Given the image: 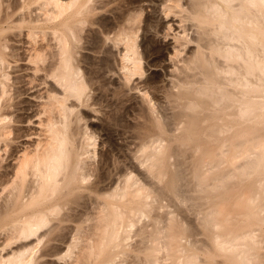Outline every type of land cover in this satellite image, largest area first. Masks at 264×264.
Here are the masks:
<instances>
[{
	"label": "bare ground",
	"instance_id": "6f19581e",
	"mask_svg": "<svg viewBox=\"0 0 264 264\" xmlns=\"http://www.w3.org/2000/svg\"><path fill=\"white\" fill-rule=\"evenodd\" d=\"M0 264H264V0H0Z\"/></svg>",
	"mask_w": 264,
	"mask_h": 264
},
{
	"label": "rangeland",
	"instance_id": "374dc122",
	"mask_svg": "<svg viewBox=\"0 0 264 264\" xmlns=\"http://www.w3.org/2000/svg\"><path fill=\"white\" fill-rule=\"evenodd\" d=\"M147 2L148 1H144V3H146V4H144V5H147ZM149 4H151V6H149L147 9H146V11L144 12V16H145V14L147 13V12H151V11H149V9H152L153 8V6H154V2H148ZM148 10V11H147ZM157 14V15H156ZM154 19H155V21H156V23L158 24V27H162V26H164L163 25V23H165L168 19H170L169 17L167 18V19H165L164 17H162V15L159 13V12H154ZM159 19V20H158ZM165 19V20H164ZM164 20V21H163ZM160 21V22H159ZM161 22H163V23H161ZM162 26H161V25ZM160 25V26H159ZM160 37H158V40H159V43L160 44H164V42H165V40H161V35H159ZM169 38H171V36L170 37H167V41L166 42H168V40H169ZM161 41H162V43H161ZM169 42H171V40L169 41ZM150 72V70L148 71V73ZM133 91V93L131 92V96H130V99H131V97H132V99L130 100V103L133 101V103H135L134 101H136V100H138V98H137V92L135 91V90H132ZM136 96V97H135ZM24 97H27V95H24ZM29 98H31V99H34L33 97H31V96H29ZM87 108V107H86ZM86 108H83L84 110H88V108L86 109ZM89 114H95V115H100V113H92V111H91V113L89 112ZM35 119V118H34ZM94 119V118H93ZM128 120V119H127ZM97 120L96 119H94V122H96ZM120 122V121H119ZM117 122L116 123V125H118V126H115V125H113V127H112V134H113V138L115 139V141L116 142H120L119 144H124V145H126V144H128L129 143V141L131 140V139H133L131 136L132 135H130L131 134V130L129 129V128H127L126 127V125L124 124L125 123V121L123 120V122ZM126 122H128V121H126ZM27 124V125H26ZM25 127H27L28 125H30V126H34V127H37L36 125H38L37 124V122H35V123H31V124H28V123H24L23 124ZM114 129V130H113ZM34 130V129H33ZM133 133V132H132ZM22 139H24V138H22ZM190 215V214H189ZM191 217H193L192 215H190Z\"/></svg>",
	"mask_w": 264,
	"mask_h": 264
}]
</instances>
